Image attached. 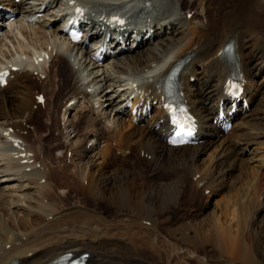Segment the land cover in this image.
Here are the masks:
<instances>
[{
	"label": "bare ground",
	"instance_id": "obj_1",
	"mask_svg": "<svg viewBox=\"0 0 264 264\" xmlns=\"http://www.w3.org/2000/svg\"><path fill=\"white\" fill-rule=\"evenodd\" d=\"M67 1L0 0V4L26 17L41 12L42 26H51L46 31L54 36L61 35V25L54 24L60 21ZM76 1L86 8L85 29L92 25V42L97 43L102 37L94 23L99 24L96 20L110 9L125 15L133 22V28L151 25L153 37L136 50L110 58L101 72L96 69L99 64L90 59L91 48L82 39L76 44L64 41L65 46L57 44L56 49V42L48 40L50 36L43 27L44 34L37 36L44 40L42 43L37 44V38L33 47L20 46L17 55L6 53V58L0 60V69L9 70L7 84L0 86V137L5 139L7 134L1 133L10 128L21 131L17 135L26 141L24 150L34 158L31 163L19 162L27 156L12 158L7 151L13 149L9 141L0 148V175L8 177L6 182L0 181V264H50L61 253L77 254L82 249L89 253L88 264H106L107 259L116 264L263 263L264 233L257 225V217L264 213V40L259 41L264 38V0ZM197 1L202 8L200 15L191 11L199 7ZM190 12L193 15L188 17ZM13 21L6 22L5 30ZM128 28L124 26L121 34L125 35ZM127 36L129 41L130 35ZM227 42L234 45L236 66L247 78L243 89L249 106L245 110L239 106L230 117V128L223 133L212 118L217 102L223 99L221 86L227 76V64L218 51ZM108 46L114 49L118 43L111 38ZM54 47L52 66L46 70L44 63L35 58L41 50L51 57ZM179 59L184 61L178 75L180 87L198 119L201 143L166 145L165 116L157 102L152 117L139 115L136 123L132 122L129 109L121 108L110 131L100 130L86 137L82 145L72 148L69 163H59L60 156L52 149H61L64 144L60 139L54 144L48 141L52 138L50 127L42 119L41 105L35 99L40 73L47 78L56 77L50 92L56 101L64 100L63 105L77 97L103 96L111 87L115 93L113 87L129 76L137 80L143 91L151 89L149 94H153L151 84ZM58 60L63 64L58 65ZM12 65L17 69L10 71ZM61 67L69 74L67 79ZM125 84L121 95L127 98L131 92L129 83ZM88 88L90 91H86ZM45 117L53 120L54 114L47 112ZM30 125L36 131H47V135L40 140L31 138ZM88 132L84 131L83 137ZM102 137V146L92 156H86ZM90 141L93 142L86 147ZM213 141L212 145L217 141L219 144L201 160L199 154ZM250 143L256 145L257 151L245 158L243 153ZM141 152L149 154V159L139 158ZM40 155L49 160L48 171ZM144 162L149 164L148 173L147 166L144 170L138 168V164L144 167ZM35 163L39 166L35 167ZM233 170L238 174L227 183L225 179ZM197 173L201 175L196 179L202 188H209L205 197L192 182ZM185 183L186 189L182 187ZM61 186L67 188L66 194L57 192ZM225 189L228 193L220 200L221 206L217 205L218 215V211H212L215 216L206 217L198 226L182 220L173 227L171 221L178 215L172 212L173 217L158 218L176 204L189 212L194 198L201 196V202L205 198L210 201ZM87 192L98 199L88 201ZM76 203L81 206H70ZM204 207L205 204L202 212ZM143 220L149 224H143ZM163 223L164 234L171 235V239L161 234Z\"/></svg>",
	"mask_w": 264,
	"mask_h": 264
},
{
	"label": "rangeland",
	"instance_id": "obj_2",
	"mask_svg": "<svg viewBox=\"0 0 264 264\" xmlns=\"http://www.w3.org/2000/svg\"><path fill=\"white\" fill-rule=\"evenodd\" d=\"M197 6H199V7H197V8H194V9H192L193 11L195 10V13H197V14H202V8H201V5H200V2H198L197 1ZM193 14H191V16H192ZM198 19L199 20H201V18H199L198 17ZM203 22V21H202ZM14 25V26H13ZM13 25L9 28V30H6L5 32H2L1 34H0V59H2L3 58V56H4V54H11V53H14V51H18L19 52V48H21L20 46H23V44L25 45V46H27V47H30V46H34V44H35V40L37 39V38H39L41 35L40 34H44V33H41V30H40V25H41V23L39 22V21H33V22H31V23H28V24H26V23H24V21H23V17L22 16H17L16 18H15V21L13 22ZM12 28V29H11ZM261 30H263L262 31V34H264V29H261ZM2 31H4V30H2ZM15 31V32H14ZM22 31H24V33H25V35L27 36V39L24 37V33H22ZM6 32H7V35H6ZM12 33V34H11ZM50 33V32H49ZM46 34H48V32L46 31ZM37 36H39V37H37ZM50 35L48 34L47 35V37H49ZM52 37L50 36L48 39H51ZM54 40L55 41H57L58 43H63V40H62V38H61V36L59 37V36H55L54 37ZM263 40H264V38H261L259 41H260V43H262L263 42ZM44 40L42 39L41 40V38H39V42L37 41V44H40V43H42ZM107 66H108V64H107ZM50 66H47V65H45V69H48ZM261 75V74H260ZM51 78V77H50ZM55 81H56V78L54 79ZM42 87L40 88V90L45 94V96H46V99H48L49 97H50V95H49V93H47L46 91H49V89H52L53 88V82L52 81H48V79L47 78H45V79H43L42 81ZM264 90V89H263ZM262 95H263V97H264V92H262ZM58 102V101H57ZM48 105H51V104H49V101H48V103H47ZM52 106V105H51ZM51 106H48L47 108L49 109V110H52L53 108L51 107ZM74 116V113L73 112H71L68 116H67V118H66V116H63V120H61L60 119V117L57 115V120L55 119V122H53V124H52V127L53 128H55V127H59V131H60V134H62L63 136H62V140H63V142L64 143H68V139L67 138H69V140H71V142L72 143H76V142H78L79 140H80V138H81V136H79L78 135V133H76V134H74L75 132L74 131H72L71 130V128H70V124H69V121H70V119H72V117ZM44 122V121H43ZM262 123H263V126H264V117L262 118ZM66 125H67V129H66ZM58 130H54L53 131V135H56L57 133H58ZM67 130H68V132H69V134L67 135ZM47 131L42 135V137L41 138H43V137H45L46 135H47ZM46 134V135H45ZM87 139V138H86ZM214 142V141H213ZM217 144H219L218 143V141H217V143L216 144H214V145H209L208 147H210L211 146V148H209L208 150H207V148L206 149H204V153L203 152H201L200 154H199V156H200V159L201 160H204V158L206 159L209 155H211V153H212V148H213V146H216ZM251 145H253V146H251V148H250V151H249V153H247L245 156H243V157H245V158H247V157H249L250 155H251V153H255L256 151H257V149L255 148V144H253V143H250ZM247 148V147H246ZM248 149V148H247ZM68 150H70V151H72V149H68ZM59 151L58 150H55L54 151V153H58ZM65 152V151H64ZM137 153V152H136ZM210 153V154H209ZM138 154V153H137ZM209 154V155H208ZM244 154V153H243ZM64 155V154H63ZM93 154H90V155H88V157L89 156H92ZM140 155V154H139ZM58 156V155H57ZM145 163V162H144ZM151 164V163H150ZM152 165H153V162H152ZM54 166H57V164H54ZM148 167V169L147 170H145V173H148L149 172V164H147V163H145V166L143 167V166H140L139 164H138V168H140L141 170H144V168L145 167ZM49 169V168H48ZM48 169H47V171H48ZM238 171L236 170L235 171V173L231 176V175H229V173H231V172H229L228 173V177H227V175H226V181H227V183H230L231 182V178L232 177H234V175L237 173ZM181 174H183V173H181ZM238 174V173H237ZM2 175H0V177H1ZM6 178H8V177H2V179L0 178V181H2V183L3 182H6L7 180H5ZM72 177L70 176V180L71 181H73L72 179H71ZM75 180V179H74ZM13 183V182H12ZM71 182L70 181H68V183L67 184H70ZM66 184V185H67ZM78 184V183H77ZM76 184V185H77ZM184 189H186L187 188V184L185 183L184 184V187H183ZM65 191H67L66 190V187H58L57 188V192L58 193H60V195H63V194H66V192ZM227 190L225 189L223 192H221V193H218V195L216 196H214V197H211V199H210V201H208V200H205V199H203V201L205 200L206 201V203H205V207H204V212H202L201 210H200V208H199V206L197 207V205H198V203L200 204L201 203V196L199 197H196V198H194L193 200H192V208H195V209H190L189 210V212H188V209H186L185 207H178L177 208V206H172L171 205V207H170V210L171 211H169V213H163V214H161L160 213V215H158V218L160 219V220H164V219H166L167 217H170L171 215H173L172 213H174V214H177L178 215V217H174L175 219H173L172 221H171V223L174 221V223L172 224V226L174 227V226H177V225H179L178 223H181V221L183 220V221H189L192 225H196V226H198L199 224H201L205 219H206V217H211V216H215V214H211L212 213V211H218L217 212V215H218V213L220 212V209H218V208H220V207H218L217 205H219V206H221V202H220V200L222 199V198H224L226 195H227ZM225 194V195H224ZM219 196V197H218ZM76 197L77 198H80L81 196L80 195H76ZM217 197V198H216ZM87 199H88V201H91V202H93V199L92 198H89V197H87ZM199 199V200H198ZM75 200H71V202L70 203H72V202H74ZM77 204V203H76ZM194 204H196V205H194ZM106 207H108L106 204H104ZM211 205V206H210ZM105 208V207H104ZM106 210H108V209H106ZM111 210L112 211H114V208H111ZM172 212V213H171ZM202 212V213H201ZM184 213V214H183ZM188 213V214H187ZM166 214V215H165ZM122 216H125V213H123V214H121ZM182 216H184V217H182ZM171 217H173V216H171ZM181 217V218H180ZM154 218H156V217H154ZM178 218V219H177ZM180 218V219H179ZM258 220H257V225L258 226H260L261 227V231H263L262 233H264V213H262V214H260V215H258ZM179 221V222H178ZM159 226V225H158ZM164 226H166V223H163V226L161 227L162 229L160 230V232H161V234L162 235H165L164 234V230H165V227ZM160 228V227H159ZM165 237H166V235H165ZM171 238H172V236H171ZM170 238V239H171ZM167 240L169 239V238H166ZM226 260H228L229 261V257L227 256L226 258H225ZM258 263H260V262H256V263H254V264H258ZM260 264H264V262L263 263H260Z\"/></svg>",
	"mask_w": 264,
	"mask_h": 264
}]
</instances>
